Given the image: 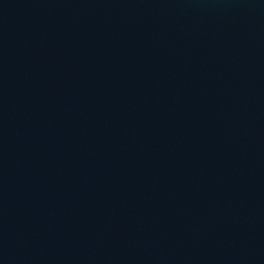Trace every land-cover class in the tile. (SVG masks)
Returning a JSON list of instances; mask_svg holds the SVG:
<instances>
[{
  "label": "water",
  "instance_id": "water-1",
  "mask_svg": "<svg viewBox=\"0 0 264 264\" xmlns=\"http://www.w3.org/2000/svg\"><path fill=\"white\" fill-rule=\"evenodd\" d=\"M0 264H264V0H0Z\"/></svg>",
  "mask_w": 264,
  "mask_h": 264
}]
</instances>
